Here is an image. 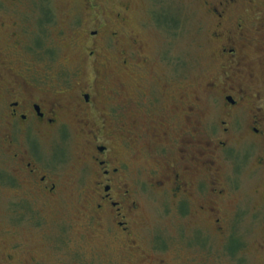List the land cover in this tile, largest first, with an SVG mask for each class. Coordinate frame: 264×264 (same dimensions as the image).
Listing matches in <instances>:
<instances>
[{
  "label": "rangeland",
  "instance_id": "obj_1",
  "mask_svg": "<svg viewBox=\"0 0 264 264\" xmlns=\"http://www.w3.org/2000/svg\"><path fill=\"white\" fill-rule=\"evenodd\" d=\"M205 1L0 0V12L6 7L28 10L24 13L33 19L36 11L32 8L43 5L56 19L46 23L44 40L45 46H55L54 54H0V73L8 63L13 67L28 65L51 76L78 67L84 70V81H90L93 71L98 70L90 61L83 62L80 37H67L69 22L77 18L69 15L86 2L103 10L116 9L118 17L101 18L107 29L119 28L123 33L118 45L102 51L108 54L109 63L103 70L109 78L97 83L101 75H96L91 80L98 87H114L115 98L125 109L121 120L131 126L132 133L140 134L120 154L124 143L118 122L108 121L101 129L102 140H107L117 156L128 159L131 177H138L140 206L132 218L135 243L130 237L115 238L108 231L110 223L105 215L102 223L97 220L92 208V175L82 172L87 151L84 133L71 117L64 119L60 135L41 138L45 162L52 163L60 174L52 195L26 183L21 173L13 172L17 180L10 187L4 179L12 168L7 164L8 156L0 153V264H264V184L256 180L250 162L239 166L233 190L218 200L221 213L228 216L219 223L221 229L214 216L196 210L198 193L188 196L183 214L177 201L148 184L162 169L163 162L156 158L165 143L173 148L182 129L199 126L206 117L219 119L205 102L197 122L196 117L184 118L181 111L219 70L217 43L211 34L213 20ZM234 7L238 12H251L262 8L263 2L240 0ZM253 18L249 16L247 22ZM81 19L84 26L90 25L87 15L82 14ZM73 40L77 46L71 45ZM255 45L248 46L244 56L264 95V49L257 40ZM122 48L136 49L150 61L137 69L120 66L115 59ZM164 56L160 63L158 58ZM155 127L164 129L165 136H152ZM240 140L237 137L235 145L239 146ZM0 149H6L4 141ZM220 169L233 173L231 165ZM199 172L190 177L196 178Z\"/></svg>",
  "mask_w": 264,
  "mask_h": 264
},
{
  "label": "flooded vegetation",
  "instance_id": "obj_2",
  "mask_svg": "<svg viewBox=\"0 0 264 264\" xmlns=\"http://www.w3.org/2000/svg\"><path fill=\"white\" fill-rule=\"evenodd\" d=\"M239 1H205L213 20L211 34L217 43L215 54H218L219 70L206 80L203 92L181 109L184 118H198L197 122L199 113L202 114L201 104L205 102L219 119L212 121L206 117L200 120L199 126L182 129L173 148L165 143L156 158L157 162H163L162 169L157 177L152 175L148 183L177 201L183 214L187 211L188 196L198 193L200 204L196 210L214 216L219 229L222 227L219 223L228 216L221 213L218 200L233 190L239 166L250 162L256 180L264 184V95L244 56L248 46H256L255 40L264 49V0L262 8L251 12L235 11L234 6ZM39 7L32 8L36 11L33 19L24 13L28 10L6 7L0 12V39H4V43L0 40V54L55 53L54 45L44 44L46 23L55 22V15L50 8ZM72 11L69 16L77 18L69 22L67 37L82 40L83 62L90 61L98 70L93 71L91 79L101 75L97 83L107 80L109 75L103 66L109 63L108 54L102 51L118 45L123 33L119 28L107 29L101 18L118 17L120 13L116 9L96 8L88 2ZM96 11L98 13H94ZM11 13L15 18H11ZM82 14L90 18L89 26L82 24ZM249 16L254 18L247 22ZM71 45L77 46L74 40ZM117 57L115 62L120 66L136 69L150 61L136 49L122 48ZM165 59L166 56L158 58L160 63ZM4 67L5 72L0 73V142H5L6 149H0V153L8 156L7 164L12 168L4 181L13 187L17 180L13 172L21 173L26 183L52 195L60 174L52 163L45 162L44 151L40 149L41 138L48 140L60 135L64 131V119L71 117L84 133L87 151L82 172L92 175V208L97 212V220L102 223L105 215L110 223L108 231L115 238L130 237V242L135 243L132 218L140 206L136 194L140 186L136 182L138 177H131L128 159L117 156L107 140H102L101 129L108 121L118 122L124 143L120 154L123 147H130L129 143L140 134L132 133L131 126L121 120L125 109L116 100L114 87H98L91 79V82L84 81V70L78 67L55 76L33 71L28 65L13 67L8 63ZM94 118L98 120L97 125ZM151 134L161 138L166 132L155 127ZM237 137L242 138L239 146L235 145ZM223 165H231L233 173L222 171ZM196 171L200 172L196 178H191Z\"/></svg>",
  "mask_w": 264,
  "mask_h": 264
}]
</instances>
